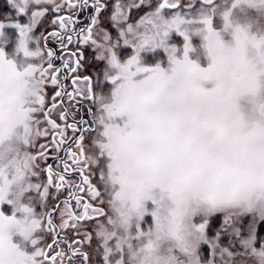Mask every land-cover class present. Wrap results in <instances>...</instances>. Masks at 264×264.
I'll list each match as a JSON object with an SVG mask.
<instances>
[{
	"label": "snow or ice",
	"instance_id": "6c2138e0",
	"mask_svg": "<svg viewBox=\"0 0 264 264\" xmlns=\"http://www.w3.org/2000/svg\"><path fill=\"white\" fill-rule=\"evenodd\" d=\"M7 6L0 264H264V0Z\"/></svg>",
	"mask_w": 264,
	"mask_h": 264
},
{
	"label": "rangeland",
	"instance_id": "374dc122",
	"mask_svg": "<svg viewBox=\"0 0 264 264\" xmlns=\"http://www.w3.org/2000/svg\"><path fill=\"white\" fill-rule=\"evenodd\" d=\"M8 11H10V9L7 6V0H0V18Z\"/></svg>",
	"mask_w": 264,
	"mask_h": 264
},
{
	"label": "flooded vegetation",
	"instance_id": "af4514ba",
	"mask_svg": "<svg viewBox=\"0 0 264 264\" xmlns=\"http://www.w3.org/2000/svg\"><path fill=\"white\" fill-rule=\"evenodd\" d=\"M85 54H86V56H90L91 55V50L90 49H85Z\"/></svg>",
	"mask_w": 264,
	"mask_h": 264
}]
</instances>
